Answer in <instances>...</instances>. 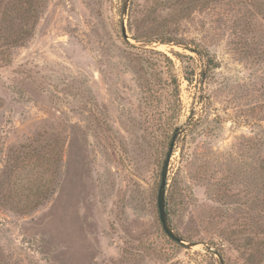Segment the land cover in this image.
Listing matches in <instances>:
<instances>
[{
  "label": "rangeland",
  "instance_id": "rangeland-1",
  "mask_svg": "<svg viewBox=\"0 0 264 264\" xmlns=\"http://www.w3.org/2000/svg\"><path fill=\"white\" fill-rule=\"evenodd\" d=\"M0 264H264V0H0Z\"/></svg>",
  "mask_w": 264,
  "mask_h": 264
},
{
  "label": "water",
  "instance_id": "water-1",
  "mask_svg": "<svg viewBox=\"0 0 264 264\" xmlns=\"http://www.w3.org/2000/svg\"><path fill=\"white\" fill-rule=\"evenodd\" d=\"M122 36L124 38L126 37L124 27H122ZM177 134H178V129H176L172 135L171 141L168 146L167 153L164 157V160L160 168L159 184H158L157 193H156V210H157L160 227L163 233L165 234V236L176 244L185 245L183 240L172 231L168 223V219H167V215L165 211V191L167 187V173H168L170 158L172 155L174 141H175ZM191 246L192 245H188L187 247H191Z\"/></svg>",
  "mask_w": 264,
  "mask_h": 264
},
{
  "label": "trees",
  "instance_id": "trees-1",
  "mask_svg": "<svg viewBox=\"0 0 264 264\" xmlns=\"http://www.w3.org/2000/svg\"><path fill=\"white\" fill-rule=\"evenodd\" d=\"M166 202H167V201H166V199H165V209H166ZM166 214H167V211H166ZM167 216H168V214H167Z\"/></svg>",
  "mask_w": 264,
  "mask_h": 264
}]
</instances>
